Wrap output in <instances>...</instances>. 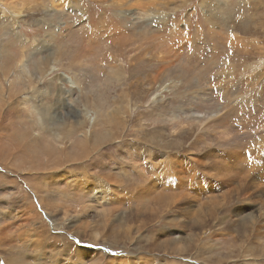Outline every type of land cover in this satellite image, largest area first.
Returning a JSON list of instances; mask_svg holds the SVG:
<instances>
[{"label":"rangeland","instance_id":"rangeland-1","mask_svg":"<svg viewBox=\"0 0 264 264\" xmlns=\"http://www.w3.org/2000/svg\"><path fill=\"white\" fill-rule=\"evenodd\" d=\"M263 62L264 0H0V264H264Z\"/></svg>","mask_w":264,"mask_h":264},{"label":"bare ground","instance_id":"bare-ground-1","mask_svg":"<svg viewBox=\"0 0 264 264\" xmlns=\"http://www.w3.org/2000/svg\"><path fill=\"white\" fill-rule=\"evenodd\" d=\"M18 13V15L19 16H21L20 14H21V11H15V12H13V13ZM11 15V14H10ZM14 16V15H13ZM18 16V17H19ZM22 17V16H21ZM8 20V23H10L11 25H13V26H16L15 28H16V30H17V34H19V35H21L20 34V31L18 30V23L20 22V21H18V20H14L13 18H10V20L9 19H7ZM15 28H13V29H15ZM15 31V30H14ZM22 36V35H21ZM264 63V62H263ZM256 77V76H255ZM257 78V77H256ZM255 78V79H256ZM262 80V79H261ZM260 81V80H259ZM126 111V110H125ZM177 119V118H176ZM211 149V148H210ZM213 154V153H212ZM214 155V154H213ZM167 156V155H166ZM168 158V157H167ZM245 159V158H244ZM230 161V160H229ZM232 161V160H231ZM163 162H165V161H163ZM211 166V165H210ZM126 167V166H125ZM173 167V166H172ZM171 167V168H172ZM174 169H175V167H173ZM195 169V168H194ZM192 170V169H191ZM180 171V170H179ZM208 171V170H207ZM160 172V171H159ZM194 172V171H193ZM78 173V172H77ZM173 173H174V171H173ZM176 173V172H175ZM156 174V173H155ZM158 174V173H157ZM177 174V173H176ZM76 175H79V174H75L74 176H76ZM83 175H85V174H83ZM162 175V174H161ZM180 175V174H179ZM52 176V175H51ZM64 177V176H63ZM62 176H61V174H55L54 175V180H58V182H60V180L63 178ZM173 177V174L171 175V178ZM84 178V177H83ZM164 178H165V180H167V178H169L168 177V174L167 175H164ZM160 179V178H159ZM98 180V182L100 183V185L99 186H97L96 184H94V187H96V188H105L106 186H108L103 180H101V179H97ZM155 180H158V177H155V179H154V181ZM83 181H85L84 179H83ZM168 181V180H167ZM73 182H75V186L78 188V189H80L79 188V182L78 181H75V179H73ZM88 183V182H87ZM166 183H168V182H166ZM87 185V184H86ZM148 186L149 185H147V186H144V188L142 189V190H140V193H142L141 195H143V197L144 196H148V194L150 195V193L152 192V191H154V190H157L158 188H156L155 186H154V183L152 184V187H153V189L154 190H152V189H150V190H147L148 189ZM150 186H151V184H150ZM95 190V189H94ZM105 191V190H104ZM168 195V194H167ZM165 196V195H164ZM163 196V197H164ZM162 197V196H161ZM172 197V196H171ZM170 197V198H171ZM103 198V197H102ZM158 198V197H157ZM157 198H155V200L157 199ZM165 199H168V198H165ZM169 201H170V199H168ZM173 200V199H172ZM165 201V200H164ZM167 201V200H166ZM173 202H174V200H173ZM153 203V202H152ZM157 203V202H156ZM162 204H163V202H162ZM87 206L88 207H91V206H94V205H90V204H87ZM165 206V205H164ZM260 212H262V211H260ZM259 212V213H260ZM252 217V220H254L255 219V214L254 215H252L251 216ZM259 239V238H258ZM88 252H89V250L88 249H86V248H84L83 249V247H80V248H78V253H79V258H78V260L79 261H85L82 257H84L85 258V256H87L86 254H88ZM94 256V255H93ZM44 257V256H43ZM94 257H96V256H94ZM36 259H41L39 256H35V260L34 261H36ZM96 259V258H95ZM98 259V258H97ZM16 261V260H15ZM94 261V260H93ZM99 261V260H98ZM97 261V262H98ZM11 262V261H10ZM9 262V263H10ZM96 262V260H95V262H93L94 264H98ZM17 263V262H16ZM24 263H26V262H24ZM58 263V262H57ZM63 263V262H62ZM62 263H60V264H62ZM79 263V262H78ZM13 264H14V261H13ZM27 264V263H26ZM80 264H81V262H80ZM92 264V263H91Z\"/></svg>","mask_w":264,"mask_h":264},{"label":"crops","instance_id":"crops-1","mask_svg":"<svg viewBox=\"0 0 264 264\" xmlns=\"http://www.w3.org/2000/svg\"><path fill=\"white\" fill-rule=\"evenodd\" d=\"M235 152H236V150H235ZM242 153H244V152H242ZM244 154H245V153H244ZM247 155H249V154H246V156H247ZM235 164H236V163H235ZM237 164L239 165V164H241V162H239V163H237Z\"/></svg>","mask_w":264,"mask_h":264}]
</instances>
